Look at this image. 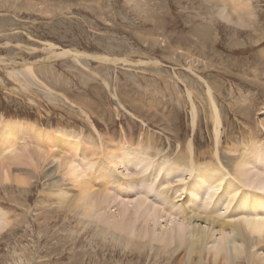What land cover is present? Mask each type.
I'll list each match as a JSON object with an SVG mask.
<instances>
[{
  "label": "rangeland",
  "instance_id": "374dc122",
  "mask_svg": "<svg viewBox=\"0 0 264 264\" xmlns=\"http://www.w3.org/2000/svg\"><path fill=\"white\" fill-rule=\"evenodd\" d=\"M210 1L219 9L225 8L232 18H241L244 26L224 21L206 0H0V143L2 140L4 144L0 146V160L14 151H2L10 142L1 135L2 126L21 122L79 146L73 153L66 150L70 152L66 156L90 185V193L105 195L106 186L107 195H114L115 190L121 194L110 213L121 205L117 203L148 195L135 180L146 177L150 181L148 201L167 207L171 220L182 221L184 211L198 212L196 215L205 218L204 204L211 202L213 194L214 199L222 195L223 187L231 183L238 190L229 198L232 206L236 204V213L232 217L224 206L211 216L221 221H254L249 206L242 210L237 205L246 200L245 196L264 198V189L245 188L243 175L237 176L235 170L242 164L240 169L249 178L264 172L259 164L264 159V0ZM236 3L249 5L250 10L243 11ZM217 117L219 128L215 127ZM252 134L257 138L251 140ZM216 139L224 154L236 157L230 171L222 164L220 169H209L208 163L217 164L211 153L199 157L193 169L174 163L181 144H195L199 155L213 149L215 153L219 149ZM47 140L41 138L43 147L39 142H20L13 154L20 155L21 150L31 155L66 154L60 150L59 141L54 144ZM116 148L123 152L115 154ZM134 157L142 163L132 161ZM52 161V165L43 162L39 169H29L35 180L29 179L28 186L17 185L14 177L9 181L0 177V226L10 223L0 227V264H188L186 260L178 263L176 255L172 257L174 244L166 251L167 245L160 242L153 243L154 248L130 247L125 242L130 237L125 233V244L111 237L104 239L95 226L97 218L89 220L66 204L60 206L63 201L57 196L61 189L67 190V198L78 191L73 190L74 176H45L51 166L61 162L59 158ZM110 170L113 179L118 176L117 180L129 184L116 189L110 178L101 176ZM133 170L139 176L129 177ZM155 170L158 175L162 173L158 176L161 180L163 174L170 178L171 170L176 171L172 180H164L169 184L161 183L160 187L158 178L152 181ZM199 171L210 176L221 173L223 179L220 188L215 182L205 184L204 190L210 188V193L197 210L185 202L192 191L186 184L201 186L207 177H199ZM98 172L100 178L92 185L89 180ZM234 175L240 178L238 182ZM21 179L27 181L25 176ZM54 181H58L56 185L61 182L63 188L56 189ZM160 190L166 191L168 198ZM89 204L87 209L94 203ZM161 222L166 225L165 220ZM215 230L213 242L222 236ZM198 262L196 259L191 264ZM201 264L214 263L204 260Z\"/></svg>",
  "mask_w": 264,
  "mask_h": 264
},
{
  "label": "bare ground",
  "instance_id": "6f19581e",
  "mask_svg": "<svg viewBox=\"0 0 264 264\" xmlns=\"http://www.w3.org/2000/svg\"><path fill=\"white\" fill-rule=\"evenodd\" d=\"M206 1L211 3V5H212L211 7H212L213 11L216 12L218 14V16H221L224 21L229 22V23H233L235 25H241L242 27L244 26L243 21L239 20L241 18H239V19L232 18V16L228 12L225 11V8L219 9V6L217 4L213 3L210 0H206ZM246 2L248 3V1H246ZM238 4H239V6H243V7L240 8V9H244L243 11H245V10L249 11L250 10V6L249 5H245L244 3L243 4L236 3L237 6H238ZM250 14L254 15L253 13H248V16H250ZM214 103H215V101H214ZM216 112H214V113H216ZM263 115H264V113H263ZM214 117H215V115H214ZM220 125H221L220 121H219V119L217 117L215 127L219 128ZM261 125H262V123H261ZM2 129H3V133L1 135L4 136L5 138L10 139V142L6 143V147L2 150L4 152L5 151H7V152L10 151L11 152L12 150H14L13 151V153H14L16 151L17 144L19 145L20 142L31 141V142H33L35 144L38 143V142H39L40 145L44 144V142L41 141V138H44V139H48L47 141H49V140L53 141L52 143H54V144L59 141L60 142V147H59L60 150L65 151L66 154H63V156L61 155V156L58 157L55 154V151H54V154H50V155H43V154L35 153L34 154L35 158H34V155H31L30 152H26L25 150H24V152H23V150H21L22 152L21 151L20 152L22 154H20V155L16 154V156L14 155L15 153L14 154L12 153L13 155L11 154V156H8V157H6L5 154H4L5 158L0 160V177L4 178V181H7V180L9 181V179L10 180L12 179L11 177H14L13 178L14 182L17 185H19V186H28V185L31 184V183L29 184L28 180L34 177V173L32 171H30L29 169H31V170L32 169H39L41 163H43V162H45L46 165H47V163H48V165H52V162H53L52 160L59 158V160L61 162H60V164L57 167H55V165L51 166L49 171L45 168L48 171L47 174L45 173V176L50 178V177H53L56 174H60V173H64L66 177H68V176L69 177H71V176L73 177L74 176L75 180L71 181L73 183V185H74V188L75 187H77V188L80 187L79 190L77 188H75V189L73 188L74 192H75V190L78 191V192L76 191L77 194H75L74 196L72 195L71 198H67V194L68 193H67V190H66V193H65V190H63L64 189L63 188V184H60L61 183L60 182L58 185H56L58 183V181H56V182L54 181V183H52V184H53V186L55 188L57 186L63 188L60 191L61 193L59 192V194L57 196L58 198L56 197L58 199V201H63V202H59V205H60V203H62L63 205L66 204L68 206V207L67 206L66 207L69 208V210H71L74 213L78 210L79 211L78 214H81V216L87 217L89 220H93L94 218H97V221H95V222H97V223H95V226L98 229V233H100V235L103 236L104 239H108V238L111 237L113 240L123 244L124 241H122V239H123V235L122 234L125 233V234H127L128 237H130L127 241H125L126 244L128 246H130V247L133 246L135 248L143 249V248L147 247L148 245L153 247V243L160 242V243H164V244L167 245L164 248L166 251L170 250L169 246H172L174 244V248L172 250H170L171 251L170 253H171L172 257H174L176 255L175 259L178 261V263H183L184 260H186V263H188V264L190 263L191 264V262L193 263V262H195L196 259H199L198 263H200V264L204 260L207 261V262L214 263V264H264V219L260 218V217H264V200H263L264 198H260L258 196H253L251 198V197L245 196L246 200H244V199L240 200L239 204L237 205V208L238 209H242V210H245V208H247L249 206V209L252 212L251 215L254 216V217H252V216H250V217L253 218L254 221H250V220L246 221L245 220V221L238 222V221L233 220L234 218L233 219H226L228 221H221V220H218V218L216 219L215 216H216L217 212L219 210H221V207H224V206H226L228 212L231 211V213H233V214H231V216L236 213V211L234 209L236 204H234V206H232V203L229 202V198H231L232 192H235L237 190V187L235 185L231 184V183L229 185H225V187H223V191H221L222 195H220V196L218 195V198L215 197V199H214V194H213L211 199H209V201L211 200V202L205 203L206 197L210 193V188L207 191L204 190V188L207 187V186H205V184L215 182V184H217L216 186H218L219 188H220V186L222 187V184H221L220 180L223 179V176H221V177L219 176L221 173H219V175L217 174L219 176L218 177V176H214V175L210 176L208 174H205L204 171H203L204 173H202V171H199L200 172L199 173V177L203 178V176H200L202 174H205L207 176L206 179H205L206 181L202 179L201 180L202 181V185L201 186L198 185L197 183H188L189 185L186 184L187 188L192 190V191H191V193L189 195L188 201L185 202V203H188L189 205L191 204L192 207H195V208H197V210H199L201 208L200 206L203 205V204L201 205V203L204 202L205 203L204 207L206 208V210L204 209L205 211L203 210L205 212V218H203V216H201L200 213L198 215H196L198 213L197 211H196L197 212L196 214L190 213L191 211H189V212L188 211H184V213L182 212L185 215V217L180 216L181 218L183 217L182 221H175L174 218H173L174 219V221H173V219L171 220L170 218H168L167 217L168 213L166 212L167 211V207L163 206L162 204H161L162 205L161 207H157V206H155L156 203H151L150 201H148V198H149L148 195H149V192H150V190H148V189H149V186H150V184H149L150 181L146 177L145 178H138V179L136 177L135 180L136 181L139 180V183H138L137 187H141V190L142 191H146L148 193V195L147 194H145V195L143 194L144 195L143 199H141V198L139 199L138 198V199H136L133 202L117 203V204H121V205L117 206L118 209L115 212L110 213L109 212L111 210L110 208L113 205H115L114 202H116L117 200L120 199L121 194L117 193L116 190H115L113 192L114 195H107L106 192H107L108 188H106V186L104 188L102 187L103 188V192H105V195H103V193H102V195L101 194H99V195L97 194L95 196V195L90 193V189H91V187H89L90 185H87V183H85L84 180H82V177H81L82 174H80L81 172H78L79 170L78 171L76 170V169H78V168H76L77 166L74 167V165H72L71 158L68 159L69 156H68V158L66 156L67 153H70L69 151H66V150H70L71 149L70 151H72V153H73L74 148H76L77 146L74 147L72 144H69V142H67L66 140L63 141V139H62L63 136L62 137H58V136H54L53 134L50 135L49 132L44 133L43 131H39L38 129L32 127V125H27L25 123L22 124L21 122L11 123V124H9V123L6 124L5 123V125L2 126ZM254 134H256V132ZM254 134H252V135H254ZM254 137L257 138V136L254 135V136H252L251 140ZM77 139H79V138H77ZM127 139H128V137H127ZM75 141H74V143L76 144L77 142H75ZM85 141H86V139H85ZM88 141H86V142H88ZM216 141H217L216 144H219V149L215 150V153H214V149H213L212 152L209 151V152H206L205 154H200V155L197 153V148H196L195 144L193 146L191 144H189L188 147H186L185 145L181 144L180 148H179V151L176 153V156L174 158V161H175L174 163L176 165H178L179 168L183 167V168L193 169V165L195 164V162H197L199 160V157L205 158L206 156H209L208 153H211L210 157L212 159H214L217 162V164L213 165L212 162L208 163L206 166H208L209 169L210 168L220 169V165L222 164V166L225 169L230 171L231 170L230 167H232L233 163L235 162L234 158H236V157L231 158L233 155L229 156L230 154L229 155L224 154V152H222V148L220 147L221 143L217 139H216ZM72 142H73V140H72ZM98 142H99V140H98ZM226 142H227V140L225 138L224 139V143H226ZM234 142H235V140H234ZM50 143H48V144L50 145ZM252 143H251V145H253ZM45 144H46V142H45ZM86 144L87 143H85V145ZM223 144H222V146H223ZM29 145H30V143L28 144V146ZM82 145H84V144H82ZM0 146H1V148L4 147V144H3L2 140H1ZM122 146L123 145H121V147ZM191 146L193 148H191ZM183 147L186 148L185 149L186 151H182ZM51 148H53V146H51ZM78 148H79V146L75 150H78ZM81 148H82V146H81ZM235 149H238V148H235ZM51 150H50V152H51ZM95 150L96 149H94V151ZM105 150H106V148H105ZM110 150L111 149H109L108 151H110ZM120 150L121 149H117L116 148L115 149V154H118L120 152ZM87 151H89V150H87ZM121 151L123 152V150H121ZM236 152L238 153V151H236ZM39 153H40V151H39ZM76 153H77V151H76ZM97 153H99V152H97ZM74 154H75V152H74ZM68 155H70V154H68ZM84 155L86 156V154H84ZM109 155H110V153H109ZM250 155H251V153H250ZM100 156H102V155L99 154V157ZM234 156H236V155H234ZM1 157H3V156H1ZM244 157H245V155H244ZM246 157H247V155H246ZM86 158L92 159V158H89V157H86ZM123 158H125V157H123ZM263 158H264V156L262 157V159ZM75 160H77V159H75ZM120 160H122V159H120ZM134 160L137 161V162L139 161L140 163H142L141 159L140 160H136L135 157H134V159H132V161H134ZM102 161L103 160H100V163ZM132 161H130V163ZM19 162H21V163H19ZM96 162H97L96 164L98 166L99 165L98 161H96ZM239 162L241 163V161H239ZM105 163L107 164L108 162L106 161ZM122 163H123V161H122ZM82 164H83V162H82ZM89 164L90 163H88L87 165H89ZM247 164H249V163H247ZM254 164H256V168H257L258 167L257 163H254ZM259 164L264 167V159ZM19 165H23V166H26V167L23 168L22 166H19ZM77 165H78V163H77ZM92 165H93V163H92ZM92 165H91V167H94ZM103 165H101V166H103ZM240 165L242 166V164H240ZM240 165L237 164L236 165V170H235L237 176L242 177V175H243V179L241 178L242 181H243V184L241 182L240 183L243 186H245V188L246 187H248V188L254 187L255 191L256 190H263L264 189V177L262 176V174L264 175V172H261L262 174L258 173V176H256L254 174V172L252 171L253 176L255 175L256 177L255 178L254 177L253 178H249L247 175H244V171L245 170L243 171L242 167L240 169ZM79 166L81 167V165H78V167ZM97 166H95V169H96ZM104 166H106V165H104ZM250 166L251 165H249V167H247L249 169V171H251ZM103 168H102V172L104 170ZM115 169H117V168H115ZM91 170H92V168H91ZM82 171H83V169H82ZM93 171H91V172H93ZM133 171H132L133 174H130L129 177L139 176L138 173L136 174V170H133ZM171 171L172 172H170V173L168 172L169 175H170V178H169V176L167 174H165L167 176H164V174H163L162 180H161V178L159 179L158 176H161L162 173L159 171L161 174L158 175V170L157 171L155 170V172L153 174L154 178L152 177L154 180H152V181H156L157 178H158L159 179V181H158L159 185L158 186L161 187L163 185L161 183H166V182H164V180H166L168 182H169V179L172 180V178H171L172 176L171 175L176 170H171ZM178 171L179 170H177V172ZM88 172L89 171H87V174H88ZM191 172H193V170H191ZM98 173L99 174L96 175V178H94L95 177L94 176L93 178H91L89 180V182L91 181L92 185H93L94 181L97 180V178H100L101 172H98ZM249 173H251V172H249ZM249 173H247V174H249ZM84 174H83V176H84ZM93 175H94V173H93ZM112 175H113V172H111V170H110L109 172H105V174L103 173V175H101V176L103 178L105 176L110 178L111 179L110 184H112V186H115L116 189H121V187L123 186L122 184H124L126 186L129 184L128 181H124L123 179H122V181H124L123 183H122V181L117 180L118 176H116V175L115 176L117 178L113 179ZM225 175H227V174H225ZM24 176L27 177V181L24 180V179H21V178H24ZM58 176H61V175H58ZM237 176H235V180L236 181L238 180ZM86 177L88 178L89 176L86 175ZM90 177H92V176L90 175ZM42 178L44 179L43 176H42ZM37 179L39 180V178H37ZM78 179L80 180V182H79ZM232 179H234V178H232ZM239 180H240V178H239ZM105 181H106V179H105ZM65 183H64V185H65ZM95 183H96V186H97L98 183L97 182H95ZM151 183H153V182H151ZM167 183H166V185H167ZM96 186H95V188H96ZM47 188H49V185H48ZM98 189H99V187H98ZM218 189L215 191L216 195H217ZM51 191H53V190L51 189ZM56 191H58V190H56ZM211 191L214 192V190H211ZM248 191H251V190L248 189ZM127 192H128V190H127ZM165 192L166 191L160 190V194L162 196H164V198L167 197V195H165ZM43 193H45V192H43ZM113 193H111V194H113ZM51 195H54V194H51ZM68 196H70V195H68ZM262 196H264V195H262ZM89 203H94V204H92L90 209H87L86 207H89V206H86V205H90ZM40 204H42V203H40ZM42 205H40V206H42ZM117 207H115V208H117ZM185 207L189 210V206L185 205ZM209 207H210V210H208ZM67 208H66V210H67ZM48 209H50V207ZM80 209H81L82 212L80 211ZM242 210H240V211H242ZM64 211H65V209H64ZM169 215H172V214L170 213ZM211 215H215V216L212 217ZM219 217H220V215H219ZM9 220H10V218H9ZM161 220H165L166 225L162 226ZM5 223H6L5 225H7V223H8V225H10L9 222H5ZM78 224H80V223H78ZM90 224L93 225V223H91V222H90ZM5 225L2 224V226H0V227L3 229V228H5L4 227ZM215 229L220 231L221 233L219 235L222 234V236H221V238L219 236L220 239L218 241H214L213 242L211 240V238H212L211 234H212V230H215ZM114 231H116V232H114ZM227 232H232V234H230V233L228 234ZM101 236H100V238H101ZM143 241H145V242H143Z\"/></svg>",
  "mask_w": 264,
  "mask_h": 264
}]
</instances>
